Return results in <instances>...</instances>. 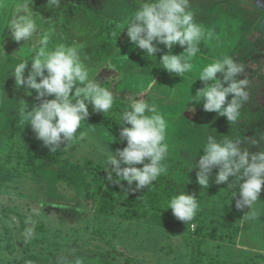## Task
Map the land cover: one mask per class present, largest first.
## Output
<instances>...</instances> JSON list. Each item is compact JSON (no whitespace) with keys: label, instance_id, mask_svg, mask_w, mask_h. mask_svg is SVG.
Here are the masks:
<instances>
[{"label":"rangeland","instance_id":"374dc122","mask_svg":"<svg viewBox=\"0 0 264 264\" xmlns=\"http://www.w3.org/2000/svg\"><path fill=\"white\" fill-rule=\"evenodd\" d=\"M0 3L3 4L0 7V86L6 77L5 92L8 93L3 106L7 118L0 131V166L7 155L16 154L17 149L24 153L34 144L47 156L55 155L58 160L67 159L70 167L60 166V170L70 174L75 180L74 185L70 187L63 182L57 184L52 193H47L46 187L41 183H34V186L32 184L34 193L29 190L27 184H22L20 192L0 190V264H19L18 260L28 253L45 254L49 251L58 255V259L52 260V264H77V258L92 257L98 250L111 249L119 254L117 258L120 262L124 256H134L135 264H196L199 259L197 264L207 263L212 259L220 260L219 264H264V186L259 195L260 201L254 209L249 212L247 207L240 209L236 214L237 220L234 221L224 213L231 209L233 202L230 193L233 191H229L224 184L214 183L215 181L211 183L213 186H209L208 191L211 197L209 201H205L204 207L209 212V218L214 219L211 224L218 227V234L213 240L201 243L202 252L197 248L200 238L193 234L194 223L187 227L163 218L121 221L113 216H94L90 202L84 199L85 168L76 169V162L81 164L85 159H90L97 163L102 160L107 176L106 159L110 155L109 151L115 152L119 145L114 141L110 142L113 137L105 129L107 126L96 120L102 113L93 112L91 105L88 109L89 117L82 122L80 129L83 135L78 133L56 151H49L42 141L36 138L31 126L22 123L19 108H31L40 101L36 99L35 92L27 95L23 88L15 86L12 70L21 60L30 58L27 51L29 45H24L23 41H13L8 30L17 0H0ZM46 3L47 0H34L31 7L46 19L43 27L51 25L55 28L52 41L54 44L82 46V60L89 70L90 77L96 79L102 87L109 88L116 96L113 108L106 114L116 120H119L120 114L128 107L131 96L156 104L166 121L189 127L196 126L201 115L193 99L198 90L205 86L204 82L196 79L199 71L204 65L225 56L226 51L244 34L241 19L232 17L229 11H217L216 14L220 12L218 18L210 22V27L204 26L213 30L216 38L210 43L199 45L200 53L205 56L197 55L193 60V71L181 78L160 67V57L169 51L162 44L157 45L160 51L154 54L155 59L145 56L143 50L128 38L122 46L127 53L111 54L110 47L113 48L117 38L127 32L126 28L122 30L123 26L109 24L108 27H101L98 24L100 31L95 35L87 33L89 30L82 35L76 34L75 28L84 31L88 25L95 26L87 13L90 0L61 1L59 8L51 10L45 7ZM93 39L91 47L92 43L89 42ZM102 41L107 43L106 47H101ZM132 51H136L134 57ZM182 51L183 48L171 49L172 54H180ZM28 67L30 68V64ZM27 72L26 68L25 76ZM152 79L156 84H152ZM227 99H231V94ZM244 110L243 106L242 115ZM213 114L217 118L221 117ZM253 126L251 123L247 124V134H254L251 133ZM235 127L236 132H233L231 127L229 134L225 135L235 138V135L239 136L242 127L239 129L240 133L237 132V126ZM243 136L246 137L244 133L241 134V137ZM34 179L39 181V177L36 178L35 175ZM121 185L122 192L118 195L117 203L122 201L127 190L126 182L121 181ZM253 211L255 218L249 219L248 216ZM232 221V227L237 226V231L230 227ZM39 224H43L45 229L44 240L34 244V236L37 235L35 226ZM29 229L32 230L30 236L27 235ZM8 244L12 245V252ZM73 258L77 259L73 260L75 263L72 260L70 262Z\"/></svg>","mask_w":264,"mask_h":264},{"label":"clouds","instance_id":"9594fccd","mask_svg":"<svg viewBox=\"0 0 264 264\" xmlns=\"http://www.w3.org/2000/svg\"><path fill=\"white\" fill-rule=\"evenodd\" d=\"M33 2L17 0L8 25L11 39L28 44L30 55L29 59L15 65L11 75L17 88H23L27 95L35 92L36 99L40 101L31 108H19L22 123L31 126L36 138L49 151H56L78 133L83 135L80 129L82 122L89 117V105L93 112L107 114L113 108L116 96L90 77L82 60V46L52 42L55 28L42 26L46 19L33 11ZM60 5L61 0H47L45 7L51 10ZM125 28L128 39L147 57L155 59L154 54L160 51L157 45H164L169 51L160 57V67L181 78L193 71V60L201 52L199 45L216 38L213 30L206 29L194 19L193 12L189 10V0H140L139 7L125 18L122 30ZM177 44L183 51L172 54L171 49ZM243 72L241 64L230 56H222L204 65L196 78L205 84L196 94L198 102L203 101L205 111L225 117L231 127L240 121L241 109L249 99L247 79L238 78ZM218 73L222 75V80L218 79ZM152 84H156L153 79ZM230 94L231 99H227ZM119 120L117 138L126 141V146L115 152L109 151L106 159L107 180L115 184L126 182L128 188L124 194L127 196L128 191L148 188L158 177L167 173V122L156 104L131 96ZM90 130L95 131L94 128ZM222 137L207 136L202 146L203 155L196 164H192V168L197 169L196 182L207 189L212 170L218 169L215 183L228 182L227 188L237 189L232 195L235 197L239 194L235 207H247L249 212L260 201L259 195L264 185V150L250 152L249 147L257 148L259 143L252 137ZM244 143L249 147H242ZM168 208L176 219L186 225L195 218L199 203L197 197L182 192L170 199ZM248 218L254 219L255 212ZM31 234L32 230L29 229L27 235Z\"/></svg>","mask_w":264,"mask_h":264},{"label":"trees","instance_id":"16d2710c","mask_svg":"<svg viewBox=\"0 0 264 264\" xmlns=\"http://www.w3.org/2000/svg\"><path fill=\"white\" fill-rule=\"evenodd\" d=\"M90 2V8L87 10V13L91 20L94 21L95 26L88 25L84 31H82L81 28H75L76 34L82 35L89 30L87 33L90 32V34L95 35L97 31H100L98 24L101 27H108L107 25L109 24L113 26H123L125 18L130 13L134 12L140 4V0H90ZM189 10L193 12L194 19L203 26L207 25V28L211 26L210 22L218 18L220 12L216 14L217 11H229L232 17L239 18L243 21L241 28L244 33L243 36L236 41L230 50L226 51L227 53H225V56H230L236 63L241 64L245 69L238 78H245L248 81L246 90L249 93V99L244 104V114H241L240 121L232 127L233 132H236L235 126H237V132H239V129L242 127V132H239V136L244 133L246 137H252L259 142L257 148L256 146L249 147L247 143L242 144V147H249L252 153H255L257 150H264V0H189ZM127 38V34L118 37L116 43L113 44V48L112 46L110 47L111 54L120 55L127 53V50L122 48ZM89 43H92V47L94 39L93 41L90 40ZM100 45L101 47H106L107 43L102 41ZM87 46L89 47L88 43ZM99 48H96L97 51ZM175 48L181 47L177 44ZM135 54L136 51H132V57H134ZM198 55L200 57L205 56L202 53ZM217 77L222 80L221 74L218 73ZM5 79L6 77H4L0 86V131L7 118L6 109L3 107L7 101L8 95V93L5 92ZM225 86L227 85L225 84ZM260 96H262V98ZM198 101L199 97L195 95L193 103L200 110L201 115L196 126L189 127L174 121H166L167 130L165 142L169 145V155L165 161L168 167L167 173L158 177V179L153 182L154 184L148 188L139 191H128L127 196L124 194V198L119 203H117V201L118 195L122 192L121 182L120 184H115L107 180L102 160L97 163H94V161L90 159H85L81 164H79L78 161L76 162V169L80 170L85 168V172L83 171V173H85L84 177H86L83 189L84 199L90 202L94 216H113L121 221L163 218L185 225L184 222L174 217L170 208L166 209L172 197L185 192L186 194L197 197L199 203V210L195 218L193 221L186 224L187 227L193 223L195 224L193 234L200 238V240L197 241L199 252H202L200 251L201 243L205 240L211 241L216 238L218 227L211 224L214 219L209 218V212H207L204 205L205 201H209L211 197L208 194L210 190L209 186H213L211 183L215 181V175L218 169L214 168L212 170L209 186L205 189L201 188L196 182L197 169L192 168V164H196L199 157L203 155L202 146L206 142L208 135H214L217 139H222V136L229 134L231 126L226 118H217L213 116L215 112L205 111L203 109V101ZM116 110L122 111L121 109ZM96 120L98 123L107 126L105 129L111 134L113 141L119 145V149H123L126 146V141H120L117 138L119 137L120 125L118 124L120 120H116L113 116L106 114H100ZM249 123L254 125L253 132L251 131V133L255 135L247 134V130L245 131V127ZM235 136L237 137V135ZM232 138L235 139V137ZM15 153L14 155H7L4 163L0 166V190L2 192H15V190L20 192L19 189L23 188L22 184H27V187L32 193H34L35 190L31 188L32 184L34 186V183L43 184L47 189V193H52L54 187L62 182L68 187L74 185V178L62 169L60 170V166L70 167L66 162L67 159L63 158L58 160L55 155L47 156L41 153L39 148L34 144L24 153L20 152L19 149H17ZM136 166L142 167V165ZM36 168H38V170H36ZM34 175L36 178L39 177V181L34 179ZM23 176H25V178H23ZM113 179H115V177H113ZM223 184L227 187L228 182ZM132 187L134 188L135 184H133ZM232 189L233 188H229V191H233L230 193L231 197L237 191V189ZM231 199L233 202L231 209L224 213L226 216L236 221V214L240 212V209L235 207V202L239 199V194L237 193V195ZM234 221L230 222V224H232L230 225L231 228L234 227ZM35 227L37 235L34 236V244L42 242L44 240L43 234H45L43 224H39ZM235 230L237 231V226L233 228V231ZM7 246L12 248V250H10V252H12V245L8 244ZM118 255L112 249L98 250L92 257L77 258L78 260L73 258L70 259V262L71 260H77V264H135L134 256H124L123 261L120 262L117 258ZM213 258H215V256ZM57 259L58 255L51 251L45 254L31 252L19 259L18 263L52 264V260L56 261ZM199 261H196V264ZM219 263H221V261L218 259H212L207 263L203 262V264Z\"/></svg>","mask_w":264,"mask_h":264}]
</instances>
